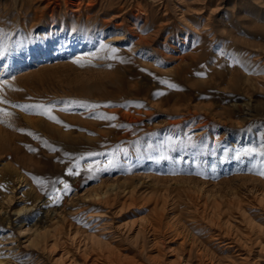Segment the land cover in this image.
<instances>
[{
	"label": "rangeland",
	"instance_id": "374dc122",
	"mask_svg": "<svg viewBox=\"0 0 264 264\" xmlns=\"http://www.w3.org/2000/svg\"><path fill=\"white\" fill-rule=\"evenodd\" d=\"M0 41L62 122L0 103V264H264V0H0Z\"/></svg>",
	"mask_w": 264,
	"mask_h": 264
},
{
	"label": "snow or ice",
	"instance_id": "6c2138e0",
	"mask_svg": "<svg viewBox=\"0 0 264 264\" xmlns=\"http://www.w3.org/2000/svg\"><path fill=\"white\" fill-rule=\"evenodd\" d=\"M8 50H10L8 48V46L6 44H4L3 41H0V56L4 55L5 52L8 51ZM4 84H6V81L3 82V83H0V88H2L4 86ZM0 103L11 104V106L15 107V108L22 107L26 111L29 110V109H37V108H39L41 111L34 112L33 114L47 115L53 121L62 123L61 121L58 120V118L56 116L51 114L52 107H53L51 105H43V104H41V105H24V106H21L19 104H15V103H12L10 101H7L2 95H0ZM0 112H5V110L4 109H0ZM5 114L12 115V113H10V112H5ZM99 118H101V119H110V118L114 119L115 117L102 116V117H99ZM21 131H24V130L21 129ZM249 151H255V150L254 149H252V150L245 149V154H247ZM109 163H111V161ZM89 168L91 169V166H89ZM68 172H69V174H79L78 172H73L71 168L68 169ZM259 174L260 175H264V170L260 171ZM64 190L65 191L69 190V186L67 184L64 185ZM56 198L58 199L59 197H56Z\"/></svg>",
	"mask_w": 264,
	"mask_h": 264
}]
</instances>
